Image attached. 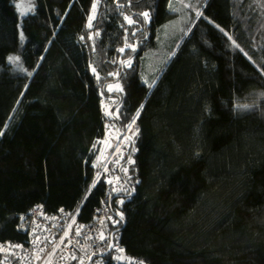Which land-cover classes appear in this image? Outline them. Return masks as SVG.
Masks as SVG:
<instances>
[{"label": "trees", "instance_id": "trees-1", "mask_svg": "<svg viewBox=\"0 0 264 264\" xmlns=\"http://www.w3.org/2000/svg\"><path fill=\"white\" fill-rule=\"evenodd\" d=\"M187 1L0 0V264L33 249L37 204L71 232L104 208L133 264H264V7ZM108 129L114 191L94 166Z\"/></svg>", "mask_w": 264, "mask_h": 264}, {"label": "built area", "instance_id": "built-area-1", "mask_svg": "<svg viewBox=\"0 0 264 264\" xmlns=\"http://www.w3.org/2000/svg\"><path fill=\"white\" fill-rule=\"evenodd\" d=\"M112 137L106 132L98 140L100 147L95 158L94 166L104 165L103 176L108 182L110 191L120 190L121 180L115 179L118 170L117 164L120 159L118 154L111 158ZM109 165V166H108ZM104 208L96 210L94 219L84 227H78L71 232L73 219L68 220L63 214L56 219L48 218L44 213L42 205H34L23 223V230L34 238L33 249H24L20 244L11 243L10 251L15 252L20 258V264H101L102 258L98 254H103L107 249L113 252L114 262H125L133 264V259H122V249L119 245V235H114L111 241L107 235L103 234L102 219ZM40 226L43 235L36 232V226ZM79 232V234H77ZM103 235L104 239H101ZM0 244V248H1Z\"/></svg>", "mask_w": 264, "mask_h": 264}, {"label": "rangeland", "instance_id": "rangeland-1", "mask_svg": "<svg viewBox=\"0 0 264 264\" xmlns=\"http://www.w3.org/2000/svg\"><path fill=\"white\" fill-rule=\"evenodd\" d=\"M187 0H172L173 4H177L178 6H187L188 4H186ZM190 1V0H188ZM187 1V2H188ZM253 3L256 4V2L258 3V7L262 8L264 7V0H252ZM33 6V0H18L16 7H17V11L19 13L20 16H24L25 14L28 13V11H30V9ZM189 19L187 18V16H181L178 20L174 21L171 23V25H169L166 29L168 34H171L173 31H177L180 29V27L184 24H188L191 23L190 20L189 22H187ZM162 53L158 55V58H161ZM15 60V57H12ZM12 60V61H14ZM109 105H107L109 108L112 104L111 101L107 99V102ZM107 132L112 135V147L113 149L110 152V156L111 158H115L116 154H119L122 151V144L124 143L125 139L123 137L120 136V133L118 131H114V130H110L108 129ZM104 219V218H103ZM102 219V220H103Z\"/></svg>", "mask_w": 264, "mask_h": 264}, {"label": "snow or ice", "instance_id": "snow-or-ice-1", "mask_svg": "<svg viewBox=\"0 0 264 264\" xmlns=\"http://www.w3.org/2000/svg\"><path fill=\"white\" fill-rule=\"evenodd\" d=\"M96 7H97V3H94L93 4V12H95V9H96ZM142 15H143V17L145 18V20H148L149 19V13H147V12H144V13H142ZM125 19L128 21V23L129 24H133L134 23V21L131 19V18H129V17H125ZM89 27H91V18H90V23H89ZM133 35H134V33H133ZM229 39H231L230 37H229ZM126 46H128V47H131V45H126ZM124 49H120V51H123ZM10 60H14V58H9ZM93 71L95 72V69H93ZM117 88H118V86H117ZM109 90H112L111 89V86H110V88H109ZM119 90V89H118ZM135 121H133V123H134ZM129 128H131V125H129ZM0 134H2V133H0ZM129 162H131V161H129ZM121 219H123V217L121 216ZM77 234H79V232H77ZM101 239H104V237H103V235H101V237H100ZM118 251H123L122 249H117Z\"/></svg>", "mask_w": 264, "mask_h": 264}]
</instances>
